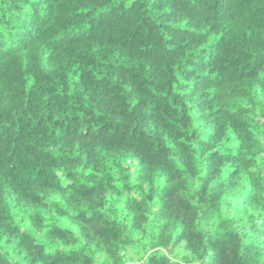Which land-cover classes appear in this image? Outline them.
<instances>
[{
  "label": "trees",
  "instance_id": "obj_1",
  "mask_svg": "<svg viewBox=\"0 0 264 264\" xmlns=\"http://www.w3.org/2000/svg\"><path fill=\"white\" fill-rule=\"evenodd\" d=\"M0 264H264V0H0Z\"/></svg>",
  "mask_w": 264,
  "mask_h": 264
},
{
  "label": "rangeland",
  "instance_id": "obj_2",
  "mask_svg": "<svg viewBox=\"0 0 264 264\" xmlns=\"http://www.w3.org/2000/svg\"><path fill=\"white\" fill-rule=\"evenodd\" d=\"M137 254H134V256H136Z\"/></svg>",
  "mask_w": 264,
  "mask_h": 264
}]
</instances>
